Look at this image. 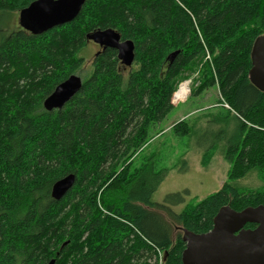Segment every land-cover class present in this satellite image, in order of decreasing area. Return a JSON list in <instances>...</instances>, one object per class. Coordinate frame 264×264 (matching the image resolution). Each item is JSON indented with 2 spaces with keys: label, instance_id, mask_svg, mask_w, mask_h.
I'll use <instances>...</instances> for the list:
<instances>
[{
  "label": "trees",
  "instance_id": "16d2710c",
  "mask_svg": "<svg viewBox=\"0 0 264 264\" xmlns=\"http://www.w3.org/2000/svg\"><path fill=\"white\" fill-rule=\"evenodd\" d=\"M33 1L0 0V264H183L185 235L209 232L221 208L264 205V186L235 185L250 172L264 178V92L249 80L264 0H85L74 20L42 34L9 30ZM107 29L133 43L132 65L99 48L80 90L46 110L55 87L78 76L87 36ZM200 64L192 95L216 87L228 107L201 132L234 122L216 133L231 168L217 192L175 213L179 194L151 201L168 170L143 152ZM171 130L191 132L184 120ZM68 175L72 187L53 199Z\"/></svg>",
  "mask_w": 264,
  "mask_h": 264
},
{
  "label": "rangeland",
  "instance_id": "374dc122",
  "mask_svg": "<svg viewBox=\"0 0 264 264\" xmlns=\"http://www.w3.org/2000/svg\"><path fill=\"white\" fill-rule=\"evenodd\" d=\"M18 23H20L18 13L11 14L7 27L9 30L15 29L18 27ZM98 50L97 44L88 41L79 53L83 60L78 72L81 81L90 76L92 60ZM201 66L202 64L178 85L174 93L178 91L179 99L172 103L174 106L172 110L151 133L152 139L143 152V155H156L157 169L168 170L165 178L151 196V201L156 204H164L168 196L179 194L181 200L175 199L168 204L175 213H179L187 205H195L217 192L227 181V175L231 168V163L224 157L225 141L222 138H217L216 133L223 130L229 134L233 129L234 122L229 129L219 124L216 127L210 125L209 133L206 135L203 134L207 132L205 128L201 132L207 119L224 116L228 110L226 105L218 103L220 98L216 87L207 88L200 95H192V90L199 84ZM123 68L122 70L125 72L126 70ZM182 120L188 122L191 132L188 136L179 137L171 129ZM209 144L216 146L208 154V160L203 164L204 147ZM138 163L139 161L135 165ZM235 185L248 190L259 189L264 186V178L256 172H250Z\"/></svg>",
  "mask_w": 264,
  "mask_h": 264
},
{
  "label": "water",
  "instance_id": "95a60500",
  "mask_svg": "<svg viewBox=\"0 0 264 264\" xmlns=\"http://www.w3.org/2000/svg\"><path fill=\"white\" fill-rule=\"evenodd\" d=\"M85 0H35L19 14L20 23L35 34H42L53 27L71 22L80 12ZM99 48H110L124 67L134 60V46L129 40L122 41L118 33L107 29L87 36ZM250 82L264 92V35L252 48ZM77 75L69 76L55 87L44 100L48 110L61 109L81 88ZM73 175L56 181L51 197L59 200L73 185ZM253 224L254 229H245ZM183 264H264V205L248 207L242 211L221 208L213 219L212 229L204 234L185 235Z\"/></svg>",
  "mask_w": 264,
  "mask_h": 264
},
{
  "label": "built area",
  "instance_id": "2783aa9c",
  "mask_svg": "<svg viewBox=\"0 0 264 264\" xmlns=\"http://www.w3.org/2000/svg\"><path fill=\"white\" fill-rule=\"evenodd\" d=\"M177 92H178V91H177ZM175 94H176V93L173 94L172 102H175V100H177V97L174 98ZM178 99H179V98H178Z\"/></svg>",
  "mask_w": 264,
  "mask_h": 264
}]
</instances>
